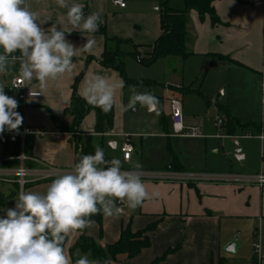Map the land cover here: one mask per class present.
<instances>
[{
	"label": "crops",
	"instance_id": "crops-1",
	"mask_svg": "<svg viewBox=\"0 0 264 264\" xmlns=\"http://www.w3.org/2000/svg\"><path fill=\"white\" fill-rule=\"evenodd\" d=\"M125 8H120L113 4L111 0H68L69 4L80 3L84 5L85 17L91 13H97L100 17L98 30L94 33L81 32L68 23L66 18L67 9L60 8L55 0H25L26 6L38 17V22L42 24L47 32L51 27L65 31L66 39L77 47L76 55L72 58V70L66 72L56 79H49L47 86L41 90L39 82L35 79L26 85L25 100L20 102L17 97L18 90L9 91L12 78L18 76L20 61L10 65L7 75L0 74V87L4 88L6 95L18 101V111L23 117L22 126L33 130L45 132L43 136L33 137V146L30 152L25 153L20 146V153L16 158H3V144L0 139V169L17 168L19 166L18 157L24 152L26 166L29 168H41L44 166L53 168H72L77 163V148L80 150L90 146L94 151L92 142L100 139L99 146L104 150L109 160L103 139L109 137L108 142L111 150H118V142L115 138L122 140L119 155L125 164L121 149L125 143L124 133V112L129 98L130 86L135 84H125L123 76L118 70L112 67L103 66L100 61L106 51L112 46L121 50L122 46H127L133 51L127 54L136 59V55L148 58L152 46L160 37L161 19L158 6L154 0H124ZM220 24L212 25L210 17L207 15L203 20L192 11L191 36L194 44L190 47L194 53L191 57L199 56V65L209 66L211 58L222 56L212 65L223 64L230 73L237 72L242 83L250 90L255 84L256 97L263 95L264 79L262 75L264 62V0H217L212 3ZM70 32V33H68ZM87 39L95 41L91 52H84L80 49ZM15 55L19 56L17 52ZM169 58L165 59L171 61ZM184 61V60H183ZM126 62V61H125ZM141 65V64H140ZM211 65V66H212ZM126 63L124 66L125 76L131 82H136L134 77L126 73ZM209 68V67H208ZM201 70V69H200ZM103 75L113 82L122 80L124 87L118 89L114 96V123L108 132L95 133L96 115L91 111L86 115L78 126L77 132L62 133L51 116L59 118L63 125L70 126L71 117L68 111L71 106L74 92V84L80 77L76 92L82 98L83 90L87 80L93 75ZM261 80V81H260ZM258 81V82H257ZM260 81V82H259ZM260 84V86H259ZM259 86V87H258ZM30 92H41L38 96H30ZM225 113L238 119L240 122L248 123L251 133H234L231 135L227 130H217V135H206L204 138L185 139L179 137L161 135L167 139H182L199 141V164L189 167L182 153L176 149L172 152V157L167 163L161 165H150L141 167L139 171H167L171 170V165L176 163L181 171L192 174L227 175L236 174L233 165L229 171H210V157L207 154L208 140L229 139L237 144L239 137H254V133L262 132V125L255 122H246L235 117L232 111L221 107ZM171 112V109L169 107ZM231 112V113H230ZM185 124L188 117L183 110ZM121 115V119L118 118ZM252 124L260 125V130H254ZM171 129L170 124H165V129ZM172 130V129H171ZM168 132V131H167ZM223 132H226L222 135ZM75 135V137L73 136ZM130 136V135H129ZM220 136V137H218ZM134 135H131V139ZM134 146V145H133ZM143 150V145L141 144ZM219 150L214 149L213 154H218ZM239 160L246 159V155L237 152ZM212 169L221 166L218 163L212 164ZM222 170L224 166L220 167ZM132 171L135 169H124ZM264 174V173H263ZM247 175H258V173H248ZM149 194L158 192L159 195L146 200L142 206L135 210L124 207L123 214L118 218H111L104 215L103 232L99 235V227L94 225L91 230L88 226L84 230L92 239L99 241L102 247L114 244L121 236L123 228L130 224L133 232L145 230L151 225L154 229L149 233L150 245L138 256L128 259L125 256L118 257L115 264H218L220 258H225L227 264H253L258 256L255 255L253 245L259 240L264 241V187L261 188L248 183H225L214 181L182 182L166 181L159 182L153 180H143ZM6 183L7 189L0 188V218L6 217V210L15 208L11 205L10 197L18 194V186L14 182ZM51 182L30 185L26 192L44 194ZM3 186V185H2ZM82 233L73 231L68 235L65 246V254L69 256L70 250L75 245ZM235 244V249L239 250L235 256L227 254L226 248ZM79 255L85 256L77 251ZM76 252V256H77ZM260 264H264V244L262 246Z\"/></svg>",
	"mask_w": 264,
	"mask_h": 264
},
{
	"label": "clouds",
	"instance_id": "clouds-1",
	"mask_svg": "<svg viewBox=\"0 0 264 264\" xmlns=\"http://www.w3.org/2000/svg\"><path fill=\"white\" fill-rule=\"evenodd\" d=\"M67 9L66 18L74 28L87 33L98 30L100 17L91 13L85 17L80 3L55 0ZM65 31L51 27L47 32L38 22L25 0H0V74L7 75L10 65L20 61L17 79L28 85L33 79L43 90L49 79H56L72 70V58L77 47L65 37ZM70 33V32H68ZM95 41L87 39L81 51L91 52ZM19 53V56L15 55ZM124 87L122 80L113 82L103 75H93L83 90L82 98L107 113L112 110L114 96ZM132 93L125 111L135 110L137 104L153 112L158 98L150 92ZM41 92H30L38 96ZM18 101L5 94L0 87V134L6 129L18 131L23 117L16 111ZM139 162L132 171H123L121 160L105 159L104 150L95 146L94 154L83 155L72 170L55 178L44 194L20 192L15 208L6 210L0 218V264H71L65 254L64 242L73 231L83 230L94 221L92 216L103 213L118 218L124 211L135 210L155 196L147 191L141 178ZM74 264H101L87 256L77 258ZM102 264H113L105 259Z\"/></svg>",
	"mask_w": 264,
	"mask_h": 264
},
{
	"label": "rangeland",
	"instance_id": "rangeland-1",
	"mask_svg": "<svg viewBox=\"0 0 264 264\" xmlns=\"http://www.w3.org/2000/svg\"><path fill=\"white\" fill-rule=\"evenodd\" d=\"M154 1L156 2V8L159 5V0ZM121 50L124 53L133 51L127 46H122ZM121 50H118L116 46H112L109 52L116 54ZM125 61L128 69L126 73L136 79L137 92H150L158 98L159 103L157 109L153 112H149L139 104L136 105L135 110L128 109L124 112V133L130 135V137L134 135L131 142L136 151L133 154L132 162L125 164L119 155L122 140L115 138L119 145L118 150L115 151L109 148L110 138L105 137L103 144L110 159H120L124 169H133V165L137 162L142 167H148L154 164L167 163L173 155L172 152L176 149L188 161L189 167L198 165L199 141L167 139L161 136L171 133L170 128L165 129V124H170V99L175 98L182 103L183 110L188 117V123L200 127L206 135H217L213 123L217 116L224 121L223 130L226 129L227 113L221 107L229 108L235 117L243 121L260 123L262 132L254 133V137H239L236 139L237 144L229 139L208 140L207 154L210 157V171H229L233 165L231 171L235 173L243 175L253 172L264 173V90L263 95L257 98V86L255 84L250 90L242 83L237 72L230 73L223 64L212 65L209 68L205 64L202 68V65H199V56L189 57L184 61L181 59L159 60L151 66H143L132 56L125 54ZM131 94L129 88L128 99H130ZM205 100H209L211 105L208 106ZM118 118L121 119V115ZM249 125L248 123L239 122L236 125V133L249 135L252 132ZM108 131L106 129V132ZM225 133L223 132L222 135ZM73 136L75 137V135ZM99 140L94 138L92 142L94 147L100 144ZM214 149H218L219 153L213 154ZM237 152L246 155L247 158L242 161L239 160L236 157ZM214 163L221 165L218 170L217 168L212 169ZM222 166H224L223 170L220 168ZM2 185L0 184L1 189H7L6 183ZM28 188L29 186L25 192ZM17 198L18 194L10 197V204L15 205ZM93 226L91 225L89 230ZM85 235L91 238L86 232ZM92 240L99 248L102 247L98 240ZM238 250L237 244L234 252L229 253L227 250L226 252L235 256ZM85 256L90 260H95L91 254ZM79 257L81 255L77 252L76 258Z\"/></svg>",
	"mask_w": 264,
	"mask_h": 264
},
{
	"label": "trees",
	"instance_id": "trees-1",
	"mask_svg": "<svg viewBox=\"0 0 264 264\" xmlns=\"http://www.w3.org/2000/svg\"><path fill=\"white\" fill-rule=\"evenodd\" d=\"M217 0H159L158 11L160 13L161 19V35L155 44L152 46L151 52L148 58H142L140 55H136V60L139 64L143 66H151L159 60H165L169 58H179L181 60H186L191 57L194 53L191 51L190 47L194 44V38L191 36V18L190 14L195 11L201 20L205 16H209L212 25L220 24V20L216 15V12L212 6V3ZM2 51V50H0ZM217 59H223L222 56H216L211 58L209 66L210 67ZM100 63L105 67L115 68L120 72L125 80V84H137V82L129 81L125 76V55L117 52L112 54L106 51L100 61ZM78 77L74 84V92L72 96L71 106L68 114L71 117L70 126L66 127L63 125L62 121L51 116L52 120L57 124L62 133H73L77 132L78 126L82 120L91 111L95 112L96 115V125L95 133H104L106 129H111L114 123V106L112 110L105 113L99 107H94L89 105L83 98H81L76 92V85L79 81ZM206 104L210 106V101L205 100ZM227 125L225 128L227 132L234 135L236 132V125L239 124V120L231 117L228 113L227 115ZM224 127V126H223ZM251 127L254 130H260V125L252 124ZM33 137L28 136L24 141V152H30L33 146ZM3 144V158H16L20 153L21 140L18 136L6 137L2 139ZM77 162L79 158L83 155L94 154V150L90 146H86L81 150L77 148ZM105 159L109 160L105 155ZM171 170L181 171V168L173 163L171 165ZM1 202V200H0ZM103 213H98L91 217L99 227V235L102 236L103 232ZM155 225H151L145 230L138 232H133L130 224H127L122 232L119 240L114 244L107 245L105 247L99 248L95 242L85 235V230H77L81 232L79 239L75 245L70 250V256L72 263L74 264L76 258V252L79 251L82 254H91L96 261H100L101 264L105 259H111L113 264L116 263L118 257L125 256L128 259L135 258L144 249L148 248L150 245L149 233L154 229ZM68 241V236L64 242V249ZM218 264H226L225 258H220Z\"/></svg>",
	"mask_w": 264,
	"mask_h": 264
},
{
	"label": "built area",
	"instance_id": "built-area-1",
	"mask_svg": "<svg viewBox=\"0 0 264 264\" xmlns=\"http://www.w3.org/2000/svg\"><path fill=\"white\" fill-rule=\"evenodd\" d=\"M114 5L125 8L126 3L124 0H111ZM264 76V62L263 71ZM26 85H23L17 77L12 78L11 86L9 91L18 90L20 93L17 99L20 102L25 100ZM170 109H171V134L169 136L179 137L185 139H199L204 138L202 132L199 128L194 126H187L185 124V118L183 114L182 103L173 98L170 99ZM224 121L220 117L215 118V127L220 131L223 129ZM45 132L41 130H33L26 126H21L18 131H8L7 129L0 134V139L6 137L18 136L21 140L22 146L24 148V141L28 136H43ZM220 137V136H218ZM123 159L125 161H130L131 156L134 152V146L131 142V137L129 135L125 136V143L121 149ZM27 158L24 152L18 157L19 166L17 168H7L0 169V180L4 182H14L18 186V194L20 192H25L26 188L33 184H40L45 182H52L55 178L60 175L66 174L71 171L72 168H53L44 166L41 168H29L26 166ZM142 180H153L159 182L166 181H182V182H199V181H214V182H225V183H248L254 184L261 188L264 187V174L260 173L258 175H208V174H192L184 173L173 170L167 171H139ZM120 207H125L124 205H119ZM123 214V212H122ZM264 241L259 240L253 245V250L258 258L253 264H260V255Z\"/></svg>",
	"mask_w": 264,
	"mask_h": 264
},
{
	"label": "water",
	"instance_id": "water-1",
	"mask_svg": "<svg viewBox=\"0 0 264 264\" xmlns=\"http://www.w3.org/2000/svg\"><path fill=\"white\" fill-rule=\"evenodd\" d=\"M226 250H227V252H229V253L234 252V251H235V244H234V243L231 244Z\"/></svg>",
	"mask_w": 264,
	"mask_h": 264
}]
</instances>
